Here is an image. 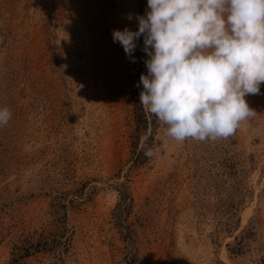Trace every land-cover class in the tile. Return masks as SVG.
<instances>
[{
  "label": "rangeland",
  "instance_id": "rangeland-1",
  "mask_svg": "<svg viewBox=\"0 0 264 264\" xmlns=\"http://www.w3.org/2000/svg\"><path fill=\"white\" fill-rule=\"evenodd\" d=\"M146 9L0 0V106L13 113L0 127V264H116L128 235L138 264H264V84L229 138L175 141L144 108L137 132L148 57L141 37L131 62L112 32L137 30ZM60 222L69 248L37 247Z\"/></svg>",
  "mask_w": 264,
  "mask_h": 264
},
{
  "label": "clouds",
  "instance_id": "clouds-1",
  "mask_svg": "<svg viewBox=\"0 0 264 264\" xmlns=\"http://www.w3.org/2000/svg\"><path fill=\"white\" fill-rule=\"evenodd\" d=\"M136 20L137 30H113L112 39L135 62L143 37L139 100L167 137L229 138L257 116L245 97L264 84V0H147ZM12 115L0 106V127Z\"/></svg>",
  "mask_w": 264,
  "mask_h": 264
},
{
  "label": "trees",
  "instance_id": "trees-1",
  "mask_svg": "<svg viewBox=\"0 0 264 264\" xmlns=\"http://www.w3.org/2000/svg\"><path fill=\"white\" fill-rule=\"evenodd\" d=\"M143 90V86L139 87L138 89V95L135 97V109H134V115H135V121H136V131L140 132L143 128L146 127L148 124L147 116L144 112V109L142 105L140 104L139 96L140 92ZM152 148L146 147V145H142L139 148L136 146L133 150V160L137 163L142 162L148 151H151ZM58 208L57 209H64V204H60L57 202ZM61 219L62 217L59 216ZM58 218V220H59ZM61 223V230L60 234H63L64 236H61L59 233V229H57V233L50 234V237L47 236H42L37 240L36 246L42 245L45 249L50 250V249H56L57 246H62L61 252H64L66 249L69 248L70 246V237L69 234L65 232L66 226L64 225L63 222ZM64 237V240H62ZM33 244H29L24 248V251L29 252V249L35 247L32 246ZM125 252L123 257L121 258L120 261H118L116 264H138L137 261V254L135 251V247L133 246V238L128 235V237L125 240Z\"/></svg>",
  "mask_w": 264,
  "mask_h": 264
}]
</instances>
